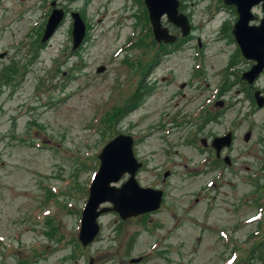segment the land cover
<instances>
[{
  "label": "rangeland",
  "instance_id": "374dc122",
  "mask_svg": "<svg viewBox=\"0 0 264 264\" xmlns=\"http://www.w3.org/2000/svg\"><path fill=\"white\" fill-rule=\"evenodd\" d=\"M222 1L179 0L192 27L180 38L163 20L179 37L166 46L143 0H0V264H264V105L253 97H264V73L241 79L252 62ZM51 2L65 16L41 43ZM69 11L86 26L74 52ZM253 13L257 24L261 6ZM138 87L140 104L107 124ZM228 131L217 158L210 142ZM118 134L133 137L135 178L164 190V207L126 221L106 213L83 247L97 155Z\"/></svg>",
  "mask_w": 264,
  "mask_h": 264
},
{
  "label": "water",
  "instance_id": "95a60500",
  "mask_svg": "<svg viewBox=\"0 0 264 264\" xmlns=\"http://www.w3.org/2000/svg\"><path fill=\"white\" fill-rule=\"evenodd\" d=\"M148 11V18L151 24L154 38L164 43H173L176 38L169 34L167 28L162 27V18L180 29L182 36L189 33L190 25L187 17L178 12L179 2L177 0H143ZM225 5L234 6L238 15L232 35L238 44L243 57L252 60L256 64L242 75V79L249 84L258 77L264 68V0H223ZM261 5L263 17L258 24L251 25L257 20L252 9ZM72 50L80 45L84 34L85 26L79 15L72 13ZM63 19L62 10H53L47 21L41 42L47 41L58 28ZM4 57V54H0ZM104 67L97 69L102 72ZM257 106L260 108L264 104V98L259 96V91L255 93ZM250 133L244 139L247 141ZM231 135L215 138L212 147L217 154L223 147L230 145ZM205 144V141L202 140ZM100 161L98 170L91 182L89 195L82 212L79 240L83 246H87L99 233L98 218L108 212H116L121 219H128L142 214L156 211L161 204L163 192L158 189L140 186L135 178L137 171L142 167L133 153V139L129 135H117L110 140L98 155ZM127 174L128 179L119 187L115 184L121 177ZM104 204H111L106 207ZM103 206V207H100ZM139 259L131 260L137 262ZM89 264H92L90 261Z\"/></svg>",
  "mask_w": 264,
  "mask_h": 264
},
{
  "label": "trees",
  "instance_id": "16d2710c",
  "mask_svg": "<svg viewBox=\"0 0 264 264\" xmlns=\"http://www.w3.org/2000/svg\"><path fill=\"white\" fill-rule=\"evenodd\" d=\"M38 49H40V46L38 47ZM6 80H9V74H7V78H6ZM142 91H143V89H140L139 87H138V89L136 90V92L135 93H133V95L128 99V101L126 102V106L124 107V109H121V110H117L116 112H114L112 115H110V117H109V120H107V124H109L111 121H113V120H115L116 122L122 117V114L125 112V109L126 108H128V109H132V108H135L138 104H140L139 103V101H140V96H139V92H140V94L142 95ZM125 114V113H124ZM123 114V115H124ZM120 116V117H119ZM114 121V122H115ZM115 122V123H116ZM114 123V124H115ZM114 124H112V125H114ZM112 125H110V126H108V125H106V127H107V130L108 129H111L112 128ZM263 246H264V243H263ZM253 252V254H252V257H254L255 258V256H257V254H258V252L257 251H255L254 252V250L252 251ZM261 252V251H260ZM255 259H257V257L255 258ZM260 259V258H259Z\"/></svg>",
  "mask_w": 264,
  "mask_h": 264
},
{
  "label": "flooded vegetation",
  "instance_id": "af4514ba",
  "mask_svg": "<svg viewBox=\"0 0 264 264\" xmlns=\"http://www.w3.org/2000/svg\"><path fill=\"white\" fill-rule=\"evenodd\" d=\"M69 12H71V11H69ZM254 94H255V92H254Z\"/></svg>",
  "mask_w": 264,
  "mask_h": 264
}]
</instances>
